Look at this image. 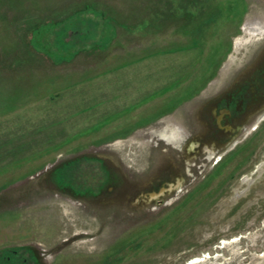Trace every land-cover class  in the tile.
<instances>
[{
	"label": "rangeland",
	"instance_id": "1",
	"mask_svg": "<svg viewBox=\"0 0 264 264\" xmlns=\"http://www.w3.org/2000/svg\"><path fill=\"white\" fill-rule=\"evenodd\" d=\"M0 264H264V0H0Z\"/></svg>",
	"mask_w": 264,
	"mask_h": 264
},
{
	"label": "trees",
	"instance_id": "2",
	"mask_svg": "<svg viewBox=\"0 0 264 264\" xmlns=\"http://www.w3.org/2000/svg\"><path fill=\"white\" fill-rule=\"evenodd\" d=\"M102 13H104L103 11H101ZM57 19H60V18H54V19H51L50 21H48V22H50V23H52V25H53V23H54V25H55V23L57 22V23H59L61 20H57ZM54 20V21H53ZM46 23V26L48 25L49 26V23ZM40 30V29H39ZM39 30H36L35 32H37V31H39ZM34 33V31L32 32V34ZM30 44H31V48H32V50L35 52V53H37V54H43L42 53V51H40L39 49H38V47H34L33 45H32V41L30 42ZM92 50H96V48H93ZM46 52V51H45ZM52 59H53V57H51ZM50 59V58H49ZM54 60V59H53Z\"/></svg>",
	"mask_w": 264,
	"mask_h": 264
}]
</instances>
